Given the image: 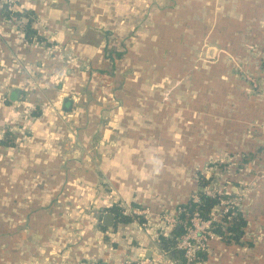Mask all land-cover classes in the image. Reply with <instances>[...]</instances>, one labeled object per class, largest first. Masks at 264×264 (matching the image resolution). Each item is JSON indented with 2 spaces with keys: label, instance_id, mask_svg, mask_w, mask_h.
Returning <instances> with one entry per match:
<instances>
[{
  "label": "crops",
  "instance_id": "crops-1",
  "mask_svg": "<svg viewBox=\"0 0 264 264\" xmlns=\"http://www.w3.org/2000/svg\"><path fill=\"white\" fill-rule=\"evenodd\" d=\"M243 39L260 50L258 96L223 53L245 56ZM109 45L131 63L170 51L184 62L188 91L181 76L170 75L174 85L162 90L165 73L148 83L145 72H125L122 63L105 84L98 71L106 70ZM54 47L88 67H65ZM207 47H215L211 58L194 57ZM16 122V135L7 133L13 143H3ZM235 158L236 166L227 160ZM214 162L227 166L231 192L248 199L241 209L247 223L239 241L210 240L196 264H264V0H17L0 7V264H123L127 256L184 264L178 251L164 249L155 220L143 227L145 218L124 222L115 210L129 217L143 206L173 212ZM75 177L95 193L91 201L81 196L87 205L73 220L58 208L64 195L83 191L64 184ZM107 211L115 214L111 227L102 224ZM250 222L262 236L261 228L250 233Z\"/></svg>",
  "mask_w": 264,
  "mask_h": 264
},
{
  "label": "rangeland",
  "instance_id": "rangeland-1",
  "mask_svg": "<svg viewBox=\"0 0 264 264\" xmlns=\"http://www.w3.org/2000/svg\"><path fill=\"white\" fill-rule=\"evenodd\" d=\"M174 40H175V37L169 38L168 43H174ZM106 43L109 44L110 42L107 40ZM242 46H243L244 51L246 53L245 56H242V58L240 56H238V55L236 56L234 54H228V53H225V52H223V53L225 55V58H226L227 62L231 66V70L234 72L233 74L236 77L239 76V79H241L242 81L244 80V83L248 84L249 93H251L252 95L258 96L259 95L258 91L259 92L263 91V86L260 83V81L258 80V76H256L257 75V71H255L256 65H257L256 59H255L257 57L255 55L259 54L260 50L256 47V45H254L252 42H249L246 39L242 40ZM110 47H112V46L109 45L108 48L111 49ZM122 48L123 47H120L119 49L122 50ZM170 49H172V47H170ZM182 49H183L184 53H185V51H187L186 48L185 49L182 48ZM50 50L52 51L51 53H53L52 55H54L55 57H56V55H59L60 58H58V56H57V58L60 59L61 61L65 62V64H64L65 67L69 65L72 70H74V68H76V70H79L81 65H84L86 67H88V65H89L88 63L80 62V60L78 59V56L74 52H72V51L69 52L65 48L54 47L53 49H50ZM111 50H114V49H111ZM214 50H215V47H207V48H205V50L203 52V48H201L200 50H198L197 56L194 55V57H198L200 60H203V59L206 60L207 58H211L213 56V55L211 56V54L214 52ZM160 52H161V49H160ZM163 54L154 53L151 56V53H149V55L146 58H144L145 59L144 66L147 67V68H145V67H142L143 64H141L144 59H142V58H139L138 60L135 59L134 62L131 63V61H128L130 59L127 60V58H126L127 55H125L124 51H123L122 56L120 58L116 59V65H115L114 69H111L110 62L106 59V64L107 65H104V66H106L105 68H106V70H108V72L107 73H102V72L98 71L99 79H101V81L104 82L105 84H107L108 81H110V80L113 81V79H111V78L116 76L115 75L116 72H119V66L122 63V68H124L125 72L127 71V69L131 70V69H134V68L139 70V71L145 72L146 79L144 81H146L148 83L156 82V80L158 78V76H157L158 73H160V74L165 73L166 76L163 77L160 80V82H159V84H160L159 87L162 88V90H166L169 86L171 87V86L174 85L176 80L173 79V78H170L171 77L170 75H174L175 77L177 76V78H178V76H181V78H178V79H180V80H182L183 78L184 79L182 80L183 84H181V86L180 85L179 86L181 88H187V89H184V91L187 92L188 88H189V83L187 82V80H185L187 75H181V67L179 66V65L182 66V64H184V62H182V63L179 62V58L178 57L176 58V56H175V58H173V55L170 53V51H167L165 56H163ZM176 54L180 55L181 51L177 50ZM194 57H191V61H190V63L193 61L192 66L195 64V60H198V59H196ZM130 63L133 66H131ZM75 64H77V66H73ZM156 64L157 65L159 64L160 67L157 66V68H154L155 70L152 69L153 65H156ZM252 66H253V69L251 68ZM254 66H255V68H254ZM141 67H142V69H141ZM90 68H92L91 65L89 66V69ZM182 68H184V67L182 66ZM124 70L120 69V71H122V72ZM182 73H185V71L182 72ZM168 79H170V81ZM247 94H248V92H247ZM71 95L73 96L75 94H71ZM261 96H263V95H261ZM78 101L79 100L77 98H75V103H77ZM145 101H146V99L144 98L143 102H145ZM30 111H33L34 114H35V112H39L38 109L35 110V109H33V107L29 108L28 112H30ZM17 126H18L17 122L9 124L8 127H12V129L11 130L8 129L7 132H6V135L8 136L7 133L9 132L11 134H14V136H15L16 135L15 134V128H17ZM7 138H13V137L10 135ZM227 160L232 165L235 164V166H236L238 164L236 158L235 159H231V160L227 159ZM222 163L223 162H221V163H218V162L211 163V165L208 166L204 170V171H206V176L207 177L209 176L211 178V180L208 182L209 184L208 183L207 184L210 185V186L211 185L217 186L218 188H221V189H227L228 193L230 194V197L234 198V200H236V202L240 206V208L243 209V206L245 204L243 199H246V200H248V199L244 197V195H243L244 192L242 193V191L241 192L237 191L236 194H233L231 192L230 188H231V186H234V185L230 184V182L228 183V181L226 182V180H227L226 179V175H224L223 172L225 171L227 166L224 163L223 164ZM195 177H196L197 183H198V176L196 175ZM64 184H70L71 187H78V188L80 186L83 189V191L80 192L81 194H77V191H74V192L71 191V192H69L68 195H64L62 204H59V208L57 207L60 210V213L64 214L63 218H71L73 220H76L78 218L77 217L78 216L77 213L81 212L83 205H87V203L86 204L82 203L81 199H83V198H81V196L84 195V194H86V195L88 194L87 195V200L91 201L92 200L91 198L93 197V194L95 193V191H92V190L90 191L89 188H86L87 187L86 186L87 183L81 177H75L74 181L66 182ZM208 185H206V187ZM198 190H199V187L197 186V189L194 192L191 193L190 197H192V194H197ZM237 197H238V199H237ZM93 207L94 206H92L91 210L94 209ZM87 209L88 208H86V212L85 213H89V211ZM177 209H178V207H176V209L173 212H171L172 210H170L169 208H167L165 206H161L158 210H152L148 206H143V207H140V208H130V210L127 211L128 212L127 214L130 215L131 218H150V222L152 224L154 221L152 222L151 218H159V216H157L158 214H160V216L163 215V214H167V215L168 214H175ZM58 212L56 210V212H55L56 214H55V216H53V218H56L55 219L56 221H58L57 218L59 217L58 216ZM82 215H84V214H82ZM24 219L25 218H22L23 221H26ZM59 222H61V221H59ZM68 223H65V226L63 227L64 228L63 230L65 232H67V234L68 233L76 234L75 232H73V231H75L73 229L74 227L71 224H68ZM250 223H251L250 227H249L250 233L253 231V229L259 230L261 228L262 231H261V233L259 232V235L262 236L263 228L260 227L259 225H256L255 222H250ZM58 225L61 226V223H59ZM55 227H56V225H55ZM68 238L71 239V235H69ZM66 240H68V239L66 238ZM55 245L56 246L59 245L58 248L59 249L61 248V242L60 241L58 243H56ZM60 253H61V251L59 252V254L56 253L57 256L61 257Z\"/></svg>",
  "mask_w": 264,
  "mask_h": 264
},
{
  "label": "built area",
  "instance_id": "built-area-1",
  "mask_svg": "<svg viewBox=\"0 0 264 264\" xmlns=\"http://www.w3.org/2000/svg\"><path fill=\"white\" fill-rule=\"evenodd\" d=\"M16 2L17 0H0V7H7L10 9ZM201 189L209 196L219 197L218 205L211 210L208 218H203L195 211L189 219L186 218L182 220L178 217V214L185 209L181 207H178L175 214H163L161 216L158 214L157 216H159V218H151L152 221L155 220L157 222L153 223L156 229V236H170L174 227H183L184 232L176 237L174 247L180 252L184 264H196L197 261L201 259V255L209 251V241L213 238H221V236L213 231V228L216 222L221 223L223 227L225 226L224 222L221 221L222 214L233 207L241 209L236 200L228 195L227 189H221L213 185H208L207 187L203 186ZM191 199L195 202L199 201L198 192L197 194H192ZM228 219L231 218L229 217ZM141 225L143 227H148L150 225V218H145V220L141 222ZM147 262V259H135L131 256H127L124 258L123 264H147ZM93 264L97 263L94 262Z\"/></svg>",
  "mask_w": 264,
  "mask_h": 264
},
{
  "label": "trees",
  "instance_id": "trees-1",
  "mask_svg": "<svg viewBox=\"0 0 264 264\" xmlns=\"http://www.w3.org/2000/svg\"><path fill=\"white\" fill-rule=\"evenodd\" d=\"M25 36L27 39H31L36 35V31L32 29L30 20L27 22V24L24 26ZM39 39H42L40 36H38ZM104 56L105 59H107L110 62L111 69H114L116 65V59L120 58L122 56V52L118 50H111V49H105L104 50ZM102 72H108V70H101ZM35 114H39V112H35ZM11 138H7L3 141L5 144H12ZM210 181V177L204 176L203 174H198V187L199 190L198 196L199 201L195 202L191 199V197L185 202L179 204L177 207L184 208L185 210L178 214V217L182 220L186 218H190L192 213L197 211L203 218H208L209 214L211 213V210L218 205L219 203V197L215 196H209L203 192L201 189L203 186H206L207 183ZM228 195H230L228 193ZM117 215H120L122 218V221L129 222L131 221V217L122 215L121 213L117 212ZM231 219H228V218ZM221 221L224 222V227L221 223L216 222L214 223L213 231L217 233L219 236L223 237V239L228 241H239V239L242 237L243 234V228L246 226V219L244 217V212L236 207L230 208L226 213L222 214ZM184 232L183 227H174L172 229V232L170 236L160 235L159 239L161 241V244L163 245L164 249H167L169 251H178L175 249V240L176 237L181 235ZM179 252V251H178ZM180 253V252H179ZM182 257V256H181Z\"/></svg>",
  "mask_w": 264,
  "mask_h": 264
},
{
  "label": "water",
  "instance_id": "water-1",
  "mask_svg": "<svg viewBox=\"0 0 264 264\" xmlns=\"http://www.w3.org/2000/svg\"><path fill=\"white\" fill-rule=\"evenodd\" d=\"M72 100L70 98H65L63 100L62 109L65 111H69L71 109ZM115 222V214L113 212H104L102 215V224L104 226L111 227ZM180 227V226H178Z\"/></svg>",
  "mask_w": 264,
  "mask_h": 264
}]
</instances>
